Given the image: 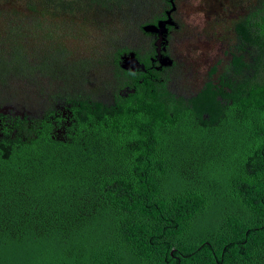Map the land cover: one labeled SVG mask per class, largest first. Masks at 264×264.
<instances>
[{
  "label": "trees",
  "instance_id": "obj_1",
  "mask_svg": "<svg viewBox=\"0 0 264 264\" xmlns=\"http://www.w3.org/2000/svg\"><path fill=\"white\" fill-rule=\"evenodd\" d=\"M230 1L0 0V264H264V0ZM172 9L214 61L138 53Z\"/></svg>",
  "mask_w": 264,
  "mask_h": 264
},
{
  "label": "rangeland",
  "instance_id": "obj_2",
  "mask_svg": "<svg viewBox=\"0 0 264 264\" xmlns=\"http://www.w3.org/2000/svg\"><path fill=\"white\" fill-rule=\"evenodd\" d=\"M233 6L230 0H180L179 2L180 9L188 12V15H192L191 19L196 21L207 20L206 14L209 13L207 10H213V13L215 11L221 12L219 15L226 17L224 15L226 14L231 19V17H235L234 12L236 11ZM97 19L98 21L103 20L102 22L107 21L102 15H99ZM98 33L103 32L98 29L97 33L94 34H97L98 37ZM176 51L179 54H183V58L188 60V63L202 62L204 58H208L209 61H214L219 54V50L214 44L209 45L208 43L199 42L191 38L181 41Z\"/></svg>",
  "mask_w": 264,
  "mask_h": 264
},
{
  "label": "flooded vegetation",
  "instance_id": "obj_3",
  "mask_svg": "<svg viewBox=\"0 0 264 264\" xmlns=\"http://www.w3.org/2000/svg\"><path fill=\"white\" fill-rule=\"evenodd\" d=\"M174 12H175V10L172 9L170 12L167 13L168 15H170V13H171V18H167L168 17V15H167V17H164L163 18L164 20H162V17H160L161 20H158L157 25L152 24V25L156 26L155 30H153V31H149L148 32V30H146L145 27L150 26V24H148V25L144 24L143 27L148 32V35L146 36V39H147L148 42L145 43L143 39L142 40H140V39L137 40L136 44H137V46L139 45L137 48H138V53L140 55L144 56V55H146L149 52V50L151 48H153V49L155 48L153 55L150 57V59L153 62L158 61L161 64H164V63H162V60L166 58L169 61V63H167L169 65V64H171V62L173 60H180V59L184 60L183 54H179L176 51V49L179 46V43L181 41H183V40H186V39L182 37L183 39L180 42L170 43V44H169V42L167 43V34H168L169 30H168V27H167V31H166V28H165L164 24L170 22L169 24H171L175 28H178L177 22L174 20V18H172V15H173ZM160 22L162 24L161 26H159ZM171 32L172 31H170V33ZM171 35H172V33H171ZM190 38H191V36H190ZM187 40H189V39H187ZM166 46H168L167 49H166ZM131 52H133V51H129V52L125 53V54L119 55L121 57V64L124 63V59L130 58V56H131L130 53ZM134 57H135V60L138 62V66L143 68L144 65L138 60V58L136 57L135 53H134ZM171 59H172V61H171ZM130 67L136 68L137 64L135 62H133V63H131Z\"/></svg>",
  "mask_w": 264,
  "mask_h": 264
},
{
  "label": "water",
  "instance_id": "obj_4",
  "mask_svg": "<svg viewBox=\"0 0 264 264\" xmlns=\"http://www.w3.org/2000/svg\"><path fill=\"white\" fill-rule=\"evenodd\" d=\"M167 22H168V21H167ZM168 23H170V22H168ZM161 25H162V24H161V22H160V23H159V26H161ZM155 27H156V26H154V25H150V26H147V27H145V28H146V30H148V31H153V30H155ZM130 54H131L130 58H126V59H124V63L122 64V67H124V68H129L130 65H131V63H133V62H135V63L137 64V67H138V62L135 60L134 53L131 52ZM162 63L167 64V63H169V61L165 58V59L162 60Z\"/></svg>",
  "mask_w": 264,
  "mask_h": 264
}]
</instances>
